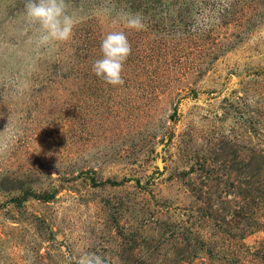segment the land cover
Masks as SVG:
<instances>
[{"label":"rangeland","instance_id":"1","mask_svg":"<svg viewBox=\"0 0 264 264\" xmlns=\"http://www.w3.org/2000/svg\"><path fill=\"white\" fill-rule=\"evenodd\" d=\"M68 2L72 37L37 51L0 0V264H264V0Z\"/></svg>","mask_w":264,"mask_h":264},{"label":"clouds","instance_id":"2","mask_svg":"<svg viewBox=\"0 0 264 264\" xmlns=\"http://www.w3.org/2000/svg\"><path fill=\"white\" fill-rule=\"evenodd\" d=\"M104 14L114 16L115 22L126 28L142 30L145 27L139 13L113 8L103 9ZM81 17L68 0H24L22 20L28 29L35 28L29 43L37 51H47L57 43L68 41ZM205 22H208L205 19ZM101 57L92 63L93 73L111 85L123 83L122 69L131 52V44L124 31H108L100 41ZM253 101L250 99L249 103ZM75 264H108L105 257L95 252H84L75 258Z\"/></svg>","mask_w":264,"mask_h":264}]
</instances>
